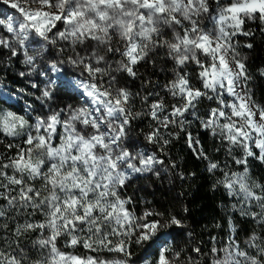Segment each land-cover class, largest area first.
Here are the masks:
<instances>
[{"label":"snow or ice","instance_id":"1","mask_svg":"<svg viewBox=\"0 0 264 264\" xmlns=\"http://www.w3.org/2000/svg\"><path fill=\"white\" fill-rule=\"evenodd\" d=\"M0 3L10 10L0 8V71L16 60L28 68L20 76L42 78L39 84L31 82L39 95L23 88L0 91V105H5L0 108V134L11 138L6 144L0 139V232L5 234L0 236V264H140L131 259L133 244L147 246L144 264H194L183 249L172 247L179 233L167 231L184 228L181 218L151 209L137 215L129 207L132 198L120 195L134 176L159 175L154 166L164 163L155 152L137 150L134 123L144 116L154 126L149 125L143 139L159 145L160 152L172 137H179L171 129L185 131L190 117L226 143L229 155L240 149L242 156L233 160L243 171H229L227 162L222 165L202 147H193L192 134L186 133L197 158L207 161L206 171L220 172L216 184L236 199L233 209L264 227V185L251 181L248 168L249 157L264 163V107L253 100L247 58L236 40L254 35L245 30L246 22L264 25V0ZM157 57L166 64L160 71L170 76L163 85L148 89L152 80H141L147 90L142 95L121 83L125 77L136 80L144 64L155 68ZM192 65L198 87L192 83ZM62 77L85 98L83 106L51 107V101L67 92ZM160 91L172 98L171 105ZM23 95L34 96L47 111L38 112L28 102L25 114L12 111L8 100ZM202 100L216 105L204 116L197 114ZM137 102L140 110H134ZM37 214L41 218L33 219ZM9 219L16 239L7 237ZM29 232L36 233L31 247H21L19 237ZM235 233L232 225L229 239L209 250L206 264H264V234L253 231L242 248ZM61 237L65 247L82 245L119 258L61 251ZM150 249H155L154 261L148 259ZM192 252L204 255L200 247Z\"/></svg>","mask_w":264,"mask_h":264},{"label":"trees","instance_id":"2","mask_svg":"<svg viewBox=\"0 0 264 264\" xmlns=\"http://www.w3.org/2000/svg\"><path fill=\"white\" fill-rule=\"evenodd\" d=\"M0 8L5 9L0 3ZM6 10V9H5ZM264 25L257 22H246L245 30L254 33L253 36H239L237 40L240 42L239 52L245 56L246 67L251 80L249 88L252 91L253 100L260 106L264 107V33L261 29ZM246 43H252L251 49L244 48ZM47 57V54H46ZM22 58V57H21ZM21 58H19L21 60ZM156 67L153 68L150 64H144L139 67V76L136 80H130L127 77L121 80V83H127L133 92H140L142 95H147V90L141 86V80L150 78L152 84L148 85V89L153 86L163 85L170 76L167 73L161 72L160 69L165 67V61L162 57L156 58ZM170 67V66H169ZM2 68V65H0ZM196 67L191 66L189 71L192 73V83L197 87L199 83L195 80ZM27 72L28 68L23 63H17L13 60L12 66L7 71H0L1 84L9 86L12 90L25 89L27 92L39 95L37 89L31 87L32 81L40 83V78L30 79L27 75L20 76V72ZM65 71L71 74L73 70L65 66ZM156 90H159L158 88ZM160 95L164 98L166 104L171 105L172 98L160 91ZM28 103L37 107L36 99L31 95H23ZM35 99V102L34 100ZM150 99H152L150 97ZM52 108H63L65 105L71 104L73 107L81 106V100L76 94H73L69 89L66 93H61L53 101L50 102ZM11 105V104H9ZM11 110L23 115L20 107L11 105ZM213 101L202 100L198 105V115L204 116L211 107H215ZM5 105H0V108ZM141 104L137 102L134 110H140ZM146 108V105L144 106ZM46 109V108H45ZM35 114V113H34ZM28 118V117H26ZM30 119V118H29ZM191 123L185 128V131L172 128V132H179V137H172L171 142L164 148L163 152L158 151L159 145H150L143 139V133L151 130L149 125L154 126L147 116L134 123L136 131L135 142L138 146L145 147L150 152H155L158 159L164 161L161 168L157 171L159 175L151 174L144 178L130 182L122 192L125 197H131L133 203L129 207L137 213L151 209L155 211L168 212L181 218L185 224L184 228L173 227L170 230L176 238L171 240L173 248H181L184 253L190 255L194 264H206L209 259V250L215 245L222 247L229 239L232 225L236 226V237L238 238L241 247L245 246L244 242L249 235L255 231L259 234H264V227L259 226L250 218L239 215V212L233 209L232 205L236 204V199L229 196L222 186L216 184L220 178V172L209 173L206 171L207 161L197 158L193 148H190L187 140V132L192 134L193 147H202L204 153L211 159L220 164L227 162L229 171H243V165H238L234 162L233 157L239 158L242 156L240 149L234 148L231 155L226 152L227 144L222 143L219 137H213L210 131L201 127L198 120L194 117L189 118ZM31 122V120H30ZM143 130V131H141ZM167 135V133H165ZM0 139L4 143H8L11 138H6L0 134ZM199 140L200 144L195 145V140ZM23 146V145H22ZM217 149H219L217 151ZM4 152V144H0V153ZM176 167L173 168L172 164ZM249 176L251 181L264 185V163L259 160L249 157L248 159ZM181 174L183 179H181ZM215 185V187H214ZM4 204V201H0ZM187 209L185 212L184 209ZM25 214L24 219H27ZM37 214L33 219H40ZM3 223V221H0ZM9 239H16L12 235L13 222L11 219L7 221ZM5 235L0 232V236ZM36 233H26L19 237L21 247H31V241L35 239ZM215 238V239H214ZM4 241L0 240V247H3ZM58 246L61 251L74 252V249L63 246V241H58ZM143 247L132 245L133 253L131 259L141 260L143 257ZM195 247H200L204 255L198 256L192 252ZM79 250H77L78 252ZM251 251V250H249ZM33 259L38 258L35 253H30ZM154 255L150 260L154 261Z\"/></svg>","mask_w":264,"mask_h":264},{"label":"rangeland","instance_id":"3","mask_svg":"<svg viewBox=\"0 0 264 264\" xmlns=\"http://www.w3.org/2000/svg\"><path fill=\"white\" fill-rule=\"evenodd\" d=\"M4 8L6 9H3V11L5 12V13H9L10 14V10L8 9V7H6V6H4ZM205 24L206 25H208L209 27H210V24H209V22L208 21H205ZM239 36H237L236 37V40H237V38H238ZM238 51H239V48H238ZM21 58V57H20ZM23 59V57L21 58V60ZM192 66H194V67H196L195 65H192ZM28 78H30V79H36V80H38V78H40V80L42 79L41 77H38V76H36L35 74H33L31 77H29L28 76ZM62 80H64V84L65 85H68V88L67 89H69L73 94H76L77 95V97L78 98H80V100H81V106H83L84 104H85V98L84 97H82L81 95H80V92H79V90H77L75 87H71L70 86V82H69V80L68 79H66V78H61ZM29 84H31V83H29ZM0 91H5V92H11V91H13L12 89H10L9 88V86H7V85H4V84H1V82H0ZM5 99H7L6 97H5ZM34 100V102H35V99H33ZM25 102H27L26 100H25V97L23 96V98L22 99H14V100H8V104H11V105H15V106H18V107H20L21 108V110L23 111L24 109H25V107H26V103ZM36 103H37V107H36V109H37V111L38 112H42V111H47V109H42L41 107H40V103H39V101H37L36 100ZM77 107H80V106H77ZM23 114H25V112L23 111ZM27 117V116H26ZM29 118V117H28ZM137 150H139V151H143L145 154H151L152 152H150V151H148L145 147H142V146H138V149ZM161 168V164H157V165H155L154 166V171H157L158 169H160ZM151 174H153V173H146V174H144V175H137V176H134L133 177V179L131 180V181H129L128 182V184L130 183V182H133V181H135V180H138V179H141V178H144V177H146V176H149V175H151ZM127 184V185H128ZM126 185V186H127ZM125 186V187H126ZM120 195H121V197L122 198H125V194L122 192V190H121V192H120ZM63 237H61V240L63 241ZM138 247H141V246H139V245H137ZM68 248H71V247H68ZM146 248H147V246L145 245L144 247H143V257L146 255ZM72 249H74V251H75V253L74 252H69V253H72V254H75V255H79V256H99L100 258H102V259H113V258H119V254H117V253H108V252H100V253H94V252H92V251H90V250H88V249H85V248H83V246L82 245H77L76 247H74V248H72ZM77 250H79L78 252H77ZM149 252H151L152 254L151 255H148V259L150 260L155 254V249H150V250H148ZM68 252V251H67ZM133 260V259H132ZM139 261V260H138ZM140 264H144V262H143V260L141 259L140 260Z\"/></svg>","mask_w":264,"mask_h":264}]
</instances>
